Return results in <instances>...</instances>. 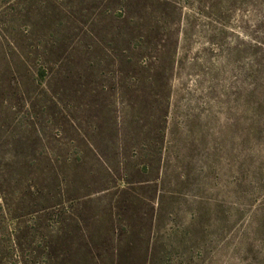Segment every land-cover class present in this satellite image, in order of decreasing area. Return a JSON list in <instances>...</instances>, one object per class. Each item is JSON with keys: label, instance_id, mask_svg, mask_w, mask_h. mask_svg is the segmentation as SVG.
<instances>
[{"label": "rangeland", "instance_id": "374dc122", "mask_svg": "<svg viewBox=\"0 0 264 264\" xmlns=\"http://www.w3.org/2000/svg\"><path fill=\"white\" fill-rule=\"evenodd\" d=\"M18 193L73 264H264V0H0Z\"/></svg>", "mask_w": 264, "mask_h": 264}, {"label": "trees", "instance_id": "16d2710c", "mask_svg": "<svg viewBox=\"0 0 264 264\" xmlns=\"http://www.w3.org/2000/svg\"><path fill=\"white\" fill-rule=\"evenodd\" d=\"M26 196L18 193L16 208L9 207L7 201L1 199L4 203L0 204V264H73L68 260L69 252L58 249L54 241L64 231L48 233L46 227H42L44 220L51 222L67 213L66 205L62 203L55 209L51 208L47 211L50 212L49 217L42 215L44 211L24 213L21 206Z\"/></svg>", "mask_w": 264, "mask_h": 264}]
</instances>
